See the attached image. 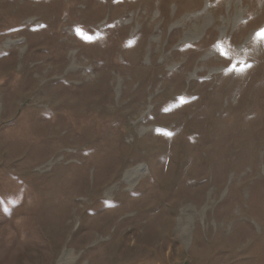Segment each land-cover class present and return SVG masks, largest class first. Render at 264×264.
<instances>
[{"label": "rangeland", "instance_id": "374dc122", "mask_svg": "<svg viewBox=\"0 0 264 264\" xmlns=\"http://www.w3.org/2000/svg\"><path fill=\"white\" fill-rule=\"evenodd\" d=\"M261 33L264 0H0V264H264Z\"/></svg>", "mask_w": 264, "mask_h": 264}, {"label": "bare ground", "instance_id": "6f19581e", "mask_svg": "<svg viewBox=\"0 0 264 264\" xmlns=\"http://www.w3.org/2000/svg\"><path fill=\"white\" fill-rule=\"evenodd\" d=\"M85 35H86V34H85ZM87 37H88V36H87ZM87 37H85V38H87ZM21 43H22V42L19 41L17 44H21ZM43 65H44V63H39V64H37L36 66H43ZM36 66H35V67H36ZM52 70H55V66H52V67L50 68V70L48 71V73H46V76H47V77H49V76L52 75V74H51V71H52ZM53 74H54V73H53Z\"/></svg>", "mask_w": 264, "mask_h": 264}, {"label": "snow or ice", "instance_id": "6c2138e0", "mask_svg": "<svg viewBox=\"0 0 264 264\" xmlns=\"http://www.w3.org/2000/svg\"><path fill=\"white\" fill-rule=\"evenodd\" d=\"M262 36H264V33H261Z\"/></svg>", "mask_w": 264, "mask_h": 264}]
</instances>
